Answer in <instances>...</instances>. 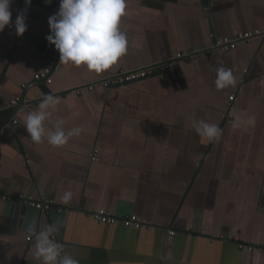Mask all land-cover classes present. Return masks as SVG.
<instances>
[{
  "label": "crops",
  "instance_id": "0c3cea01",
  "mask_svg": "<svg viewBox=\"0 0 264 264\" xmlns=\"http://www.w3.org/2000/svg\"><path fill=\"white\" fill-rule=\"evenodd\" d=\"M59 6L13 0L11 24L0 32V133L18 121L0 134V191L63 209L0 203V264H42L33 224L37 231L56 225V241L79 264H264V38L229 53L212 47L214 38L263 30L264 0H127V53L101 74L60 63L46 40ZM25 8L27 31L17 36L14 22ZM48 51L58 55L56 67ZM185 53L195 57L175 58ZM220 67L231 70L235 86L216 88ZM44 69L49 85L34 80ZM137 70L149 74L69 93ZM47 94L59 97L47 127L62 121L65 131L84 128L62 148L33 143L23 125ZM199 120L219 126V141L196 133ZM67 191L72 198L64 203ZM97 210L119 220L135 216L145 226L99 224L90 217Z\"/></svg>",
  "mask_w": 264,
  "mask_h": 264
},
{
  "label": "clouds",
  "instance_id": "9594fccd",
  "mask_svg": "<svg viewBox=\"0 0 264 264\" xmlns=\"http://www.w3.org/2000/svg\"><path fill=\"white\" fill-rule=\"evenodd\" d=\"M50 2V0H48ZM13 0H0V32L9 27L12 21L11 4ZM30 6L31 0H25ZM127 0H60L59 10L48 19L50 35L46 40L54 45L59 53L60 63L72 65L87 71L101 74L115 66L128 50V38L121 30L122 18L126 15ZM27 9L20 10L14 27L17 36L27 31ZM236 80L231 70L220 67L216 70L215 85L217 89L235 86ZM59 103V97L47 94L43 96L36 110L26 111L23 123L30 140L40 144L45 140L54 148H62L73 137L84 132L83 127H74L65 131L62 121H57L54 128L47 127L51 118V109ZM254 118L246 121L254 125ZM239 128L240 123L236 122ZM196 133L209 142L219 141L222 131L218 125L204 120L194 121ZM72 192L64 193L62 200L68 203ZM57 226L45 225L37 231L35 224L29 227L34 236V256L42 264H79L72 255L66 253L63 246L56 241Z\"/></svg>",
  "mask_w": 264,
  "mask_h": 264
},
{
  "label": "built area",
  "instance_id": "2783aa9c",
  "mask_svg": "<svg viewBox=\"0 0 264 264\" xmlns=\"http://www.w3.org/2000/svg\"><path fill=\"white\" fill-rule=\"evenodd\" d=\"M20 1V0H19ZM27 14V12H26ZM264 38V29L263 30H256L251 31L247 33H241L238 35H235L231 38H214L212 47L214 49H217L221 51L222 53H229L232 50L235 49L237 44L248 41L252 38ZM182 57H189L193 58L195 57V54L193 53H185V55L177 54L175 58L180 59ZM147 71L137 70V71H123L114 74L110 78L106 80H100L96 81L87 85H82L73 89H70L69 93L72 95H79L83 90L92 91L96 87H102L104 89H109L111 87L115 86H124L130 83L137 82L141 79H145L148 76ZM51 72L49 69H44L42 72L34 75V80L37 82H44L46 85H49L51 83ZM235 98L234 96L229 98V105L230 108L234 102ZM21 99H14L8 103V106L14 107L19 103ZM29 106V104H28ZM18 124V121L16 119H13L9 123H6L2 127V131L0 134H3L5 129H10L16 127ZM91 161L96 162L98 161L96 152L93 153L91 156ZM8 202L12 204H19L21 206H24L26 208L33 209L35 211L39 212H45L48 213L51 210H56L58 213H61L63 209L57 207L52 201L46 200V199H35L32 195H25V194H18L15 196L11 195H4L0 191V203ZM90 217L96 221L99 224H107V225H114L118 221L122 223V225L125 228H131V229H140L141 227L145 226V223L135 216H130L127 218H124L122 220L117 219L116 217H113L109 212L105 210H97L90 213ZM170 236L174 235V232H168ZM56 239V237H54ZM239 249H244L248 252H252L255 248H258L257 246H247L243 244H238Z\"/></svg>",
  "mask_w": 264,
  "mask_h": 264
},
{
  "label": "water",
  "instance_id": "95a60500",
  "mask_svg": "<svg viewBox=\"0 0 264 264\" xmlns=\"http://www.w3.org/2000/svg\"><path fill=\"white\" fill-rule=\"evenodd\" d=\"M48 52L52 57V59L50 61L51 62L53 61V67H56L58 64V55L56 56V53H53L52 51H48Z\"/></svg>",
  "mask_w": 264,
  "mask_h": 264
}]
</instances>
